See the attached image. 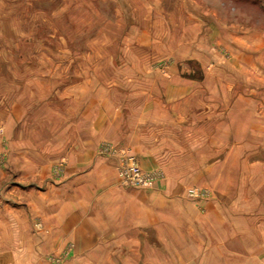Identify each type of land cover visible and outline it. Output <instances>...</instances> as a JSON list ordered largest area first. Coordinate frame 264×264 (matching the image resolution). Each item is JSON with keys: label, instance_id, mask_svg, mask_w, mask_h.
<instances>
[{"label": "rangeland", "instance_id": "1", "mask_svg": "<svg viewBox=\"0 0 264 264\" xmlns=\"http://www.w3.org/2000/svg\"><path fill=\"white\" fill-rule=\"evenodd\" d=\"M97 122L101 155L154 176L120 186L185 196L208 224L192 240L264 255V0H0V264H176L169 210L161 235L58 241L28 206Z\"/></svg>", "mask_w": 264, "mask_h": 264}, {"label": "crops", "instance_id": "2", "mask_svg": "<svg viewBox=\"0 0 264 264\" xmlns=\"http://www.w3.org/2000/svg\"><path fill=\"white\" fill-rule=\"evenodd\" d=\"M98 123L104 122H97L90 129L89 143L79 144L77 149L69 152L71 160L65 164L64 178L58 184L61 190L58 196H40L38 206L30 204L26 197L30 209H40L54 236H61L58 241L65 240V236L78 237L104 229L108 233L124 232L130 222H134L138 232L140 227L152 224L161 235V218L163 212L169 210V250L173 253L174 263L248 264L259 260L264 264V255L256 254V240H243L240 236H237L236 244L223 240H192L195 226L208 224H202L203 219L195 211V203L185 196H159L158 187L149 192L151 196H139L135 189L120 186L118 162L99 151V142L110 139V135L103 134ZM152 161L155 166L156 161ZM141 162L148 165L144 157ZM211 211L209 208L208 213Z\"/></svg>", "mask_w": 264, "mask_h": 264}, {"label": "built area", "instance_id": "3", "mask_svg": "<svg viewBox=\"0 0 264 264\" xmlns=\"http://www.w3.org/2000/svg\"><path fill=\"white\" fill-rule=\"evenodd\" d=\"M122 158L118 166V174L124 184L141 187L149 186L154 182V176L145 172L133 157L123 154Z\"/></svg>", "mask_w": 264, "mask_h": 264}]
</instances>
